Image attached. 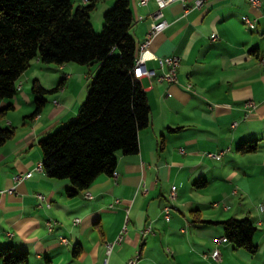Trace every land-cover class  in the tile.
<instances>
[{"label":"crops","instance_id":"crops-1","mask_svg":"<svg viewBox=\"0 0 264 264\" xmlns=\"http://www.w3.org/2000/svg\"><path fill=\"white\" fill-rule=\"evenodd\" d=\"M71 1L77 6L90 0ZM105 1L95 8V31L115 2ZM129 1V32L140 45L157 3ZM163 14L167 26L145 55L179 56L177 81L138 77L150 123L139 131L137 153H117L116 177L101 174L86 190L67 196L68 180L37 168L39 140L77 114L94 66L34 59L17 80L15 95L0 104L13 106L0 117V127L15 128L0 146V245L27 251V264H126L134 256L136 264H264V0L259 6L207 0L199 7L195 0H173ZM145 65L162 72L154 59ZM34 79L51 91L41 112L31 116ZM248 145L255 148L245 151ZM243 217L256 226L253 253L216 241L225 237L222 221ZM119 234L121 241L107 254L106 243Z\"/></svg>","mask_w":264,"mask_h":264},{"label":"trees","instance_id":"trees-1","mask_svg":"<svg viewBox=\"0 0 264 264\" xmlns=\"http://www.w3.org/2000/svg\"><path fill=\"white\" fill-rule=\"evenodd\" d=\"M99 1L73 6L71 0H0V104L15 95L17 80L34 59L95 67L77 114L38 142L42 170L49 178L69 181L67 196L86 190L101 174H113L117 153H137L139 131L150 123L147 95L134 73L139 45L129 32L134 23L130 1L115 0L103 12L97 33L91 13ZM50 91L33 80L31 116L41 112ZM12 107L0 106V117ZM14 131V126L0 127V146ZM221 223L235 248L256 251V226L249 217ZM28 258L25 250L0 245V264H27Z\"/></svg>","mask_w":264,"mask_h":264},{"label":"built area","instance_id":"built-area-1","mask_svg":"<svg viewBox=\"0 0 264 264\" xmlns=\"http://www.w3.org/2000/svg\"><path fill=\"white\" fill-rule=\"evenodd\" d=\"M155 1L157 3V8L152 13L153 20L150 24V28H149L148 32L146 33L144 40L139 45V55L137 56V68L140 70V72L143 73L144 76L153 77L157 82H161V81H167L169 83L176 82L177 81V69H178V66L180 63L179 56H177V55L155 56L153 54L147 56L150 59H155L158 61L159 67H160V69H162L161 73H156L155 70L148 69V68H146V65H145V61L148 59V58H146V55H145L148 52V45L150 44L152 38L155 35H157L159 32H161L162 30H164L165 27L167 26V22L163 18L164 17L163 8L167 4L172 2L173 0H155ZM181 1H184V0H181ZM206 1L207 0H195V6L199 7ZM248 1L254 6H259L261 4V0H248ZM147 2H148V0H139V4H141V5H146ZM244 17L247 20V25L249 27L255 26L254 20L249 18L247 15H244ZM211 37H212V39H215L217 36L215 34H213ZM261 62L264 63V55L261 58ZM144 65H145V68L143 67ZM164 68H166V71H164ZM209 155L217 157V158L220 157L219 154L209 153ZM37 168H39L41 170L42 165L39 163ZM116 176H117V173H116ZM175 196H176V190H175V187H172L169 197L171 199H173V198H175ZM85 197H91V193L86 191ZM169 209H170L169 204L165 205L163 208L164 215H165V218L167 220H169V218H170L169 217ZM73 221H74V224H77V223H79L80 220H79V218H75V219H73ZM48 225H50V221H48ZM148 229L149 228H147L146 230H148ZM121 239H122V234H119L114 242L109 243V245L106 249L107 254L110 253L114 243H119L121 241ZM62 241H65V238H62ZM216 241H218V242L219 241H227V239L225 237H223V238L216 239ZM212 256L214 258H217L219 256V251L214 250L212 253ZM136 259H137V256L129 258L127 260L126 264H136Z\"/></svg>","mask_w":264,"mask_h":264},{"label":"rangeland","instance_id":"rangeland-1","mask_svg":"<svg viewBox=\"0 0 264 264\" xmlns=\"http://www.w3.org/2000/svg\"><path fill=\"white\" fill-rule=\"evenodd\" d=\"M105 2L107 3L108 0H106ZM100 4H103V3H102V0L99 1V2H97V6H96V8L99 7ZM112 6H113V5H112ZM112 6H111V7H112ZM95 10H96V9H94V10L92 11V12H93V15H92L91 23H92V24L95 23L94 25L96 26L97 23L100 22V18H99L100 13L98 14V16H96V11H95ZM98 10H99V9H98ZM102 23H103V22H102ZM93 27H94V26H93ZM94 29H95V28H94ZM101 29H102V25L100 26L99 31L96 30V32H97V33H100ZM84 66H85V65H84ZM89 68H92V67H89Z\"/></svg>","mask_w":264,"mask_h":264},{"label":"bare ground","instance_id":"bare-ground-1","mask_svg":"<svg viewBox=\"0 0 264 264\" xmlns=\"http://www.w3.org/2000/svg\"><path fill=\"white\" fill-rule=\"evenodd\" d=\"M243 21L247 24V20L245 19V17L243 16ZM134 73H135V76L138 78V77H141V76H144L142 72H140V70L137 68V58L135 60V68H134ZM20 86H17L16 89H19ZM56 102V100H55ZM113 176L116 177V172L113 171ZM109 243H106V249L108 247Z\"/></svg>","mask_w":264,"mask_h":264},{"label":"water","instance_id":"water-1","mask_svg":"<svg viewBox=\"0 0 264 264\" xmlns=\"http://www.w3.org/2000/svg\"><path fill=\"white\" fill-rule=\"evenodd\" d=\"M143 67L145 68V65Z\"/></svg>","mask_w":264,"mask_h":264}]
</instances>
